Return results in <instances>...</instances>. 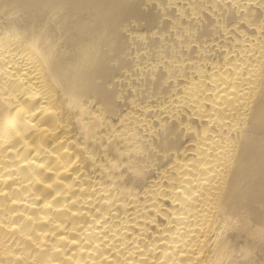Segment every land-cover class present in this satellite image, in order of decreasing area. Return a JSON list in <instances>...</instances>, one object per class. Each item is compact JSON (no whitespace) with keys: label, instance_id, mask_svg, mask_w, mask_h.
I'll list each match as a JSON object with an SVG mask.
<instances>
[{"label":"bare ground","instance_id":"obj_1","mask_svg":"<svg viewBox=\"0 0 264 264\" xmlns=\"http://www.w3.org/2000/svg\"><path fill=\"white\" fill-rule=\"evenodd\" d=\"M0 264H264V0H0Z\"/></svg>","mask_w":264,"mask_h":264}]
</instances>
